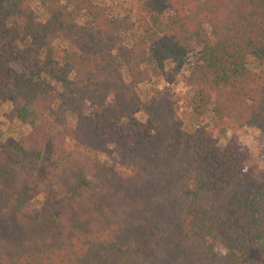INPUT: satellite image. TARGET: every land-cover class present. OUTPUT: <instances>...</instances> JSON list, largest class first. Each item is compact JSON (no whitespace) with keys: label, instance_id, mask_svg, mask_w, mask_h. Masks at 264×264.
Listing matches in <instances>:
<instances>
[{"label":"trees","instance_id":"obj_1","mask_svg":"<svg viewBox=\"0 0 264 264\" xmlns=\"http://www.w3.org/2000/svg\"><path fill=\"white\" fill-rule=\"evenodd\" d=\"M39 1L43 19L31 0H0V98L30 125L0 160V264H264V176L218 138L228 119L264 140V0H139L171 20L164 33L141 20L131 45L135 22L113 14L127 0ZM183 68L213 117L191 132L170 86L138 93ZM56 105L75 125L54 123ZM48 146L59 217L32 206Z\"/></svg>","mask_w":264,"mask_h":264},{"label":"rangeland","instance_id":"obj_2","mask_svg":"<svg viewBox=\"0 0 264 264\" xmlns=\"http://www.w3.org/2000/svg\"><path fill=\"white\" fill-rule=\"evenodd\" d=\"M66 2V0H63ZM98 2L99 0H93ZM31 5L39 19H43L44 6L39 0H31ZM120 11L127 13L135 22L133 31L125 34V42L128 45L133 44L136 38L143 34L144 26L141 20H147L150 27L159 33H164L170 23L171 15L163 14L156 15L148 12L146 2L139 0H127L121 9L113 11V14H118ZM146 17L144 18V16ZM85 17L80 21L84 22ZM56 45L67 46V42L62 39L56 41ZM174 66V63L167 61L165 64L166 70ZM250 67L258 72L263 71V68L255 63H251ZM189 71L183 68L175 75L173 79L164 77L159 74H154L151 79L139 84L138 93L140 99L145 101L155 95L158 90L170 86L177 99V110L179 118L183 122L185 130L191 132L204 123H213L211 112L205 114L204 107H197L194 103L195 89L189 87L186 83ZM54 123H66L70 126L75 125L76 117L71 112H67L62 106L56 105L54 109ZM139 119H145V116L140 113ZM30 130V125L21 123L15 114L12 105V98H0V160L15 161L17 158L11 150L13 144L21 137L26 135ZM219 147L225 148L227 145L239 143L245 147L250 156L252 163L259 164L261 175L264 176V140L261 137L260 131L256 127L246 126L239 127L232 120H225L219 126ZM52 147L48 146L43 154L42 160L35 168L34 188L36 196L32 200V206L38 209H49L54 215L59 217L66 205V200L59 196L54 190L49 181V175L53 168V160L51 157ZM245 264H261L258 255L251 252Z\"/></svg>","mask_w":264,"mask_h":264}]
</instances>
